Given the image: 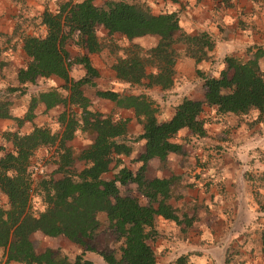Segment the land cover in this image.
I'll return each instance as SVG.
<instances>
[{
  "label": "trees",
  "instance_id": "trees-1",
  "mask_svg": "<svg viewBox=\"0 0 264 264\" xmlns=\"http://www.w3.org/2000/svg\"><path fill=\"white\" fill-rule=\"evenodd\" d=\"M54 1L56 7L46 6L41 12L17 20L14 34L26 20L37 30L20 32L26 58L16 71L17 85H7L8 92L3 95L15 89L23 93L24 86L42 77L56 75L63 83L31 93L22 116L15 114L11 102L0 95V118H8L17 126L0 134V191L7 197V205L0 204V247L5 262L97 264L84 256L85 251H95L109 264H158V254L150 238L157 234L159 216L173 220L182 232L194 217L182 200L194 179H183L169 166V155L183 150L182 142L172 140V136L183 127L195 136H204L205 121L213 118L208 106L216 115L212 121H223L221 128L226 131L239 125L241 120L248 127L264 122V63L261 61L262 58L264 61V44L249 45L245 56L224 55L225 66L217 76L196 69L204 77L203 97L183 96L174 105L172 114L160 119L158 103L147 91H120L99 86L95 81L100 71L91 54L103 48L97 26L102 25L110 34L121 33L129 40L146 34L158 36L156 43L146 48L137 43L122 45L110 65L123 83L155 85L163 91L174 85L178 57L191 56L195 61L210 58L209 51L215 45L212 35L204 29L187 32L180 26L178 10L154 12L146 1L103 0L101 4L94 0ZM218 28L223 36L232 29L221 23ZM71 35H75L80 53H72L67 46ZM73 63L84 68V73L77 78L69 73ZM86 85L92 86L98 97L133 110L135 119L142 125L135 138L143 139L134 162L124 163V157L135 149L127 135L130 117H115L91 108L92 100L84 90ZM41 103L44 110L62 106L56 116L60 130L52 131L37 124L30 130H21L25 120H33L35 107ZM252 111L256 116L250 118ZM77 130L89 132L92 139L75 153L68 141ZM7 142L11 144L9 147ZM263 143L256 144L254 150L264 148ZM47 145L56 148L54 158L60 176L43 173L39 167L33 177L31 157ZM153 158L158 160V166L151 162ZM76 159L86 163L77 169ZM257 166L251 165L246 172L252 186L261 190L264 189V167ZM111 169L115 170L112 176L104 177ZM158 169L167 173L159 174ZM248 181L247 188L251 189ZM128 184L134 186L137 194L121 190L122 185ZM33 194L43 201L42 208L32 204ZM99 212H103L104 219L99 218ZM103 226L114 235L112 248L108 244L103 248L95 246L96 232ZM35 231L64 237L76 244L78 250L73 256L61 245L38 251L32 240ZM252 240L264 260V225ZM247 242L248 239L244 243ZM240 247V244L227 243L224 264H234L244 254ZM190 254V251L182 253L170 264H190Z\"/></svg>",
  "mask_w": 264,
  "mask_h": 264
},
{
  "label": "crops",
  "instance_id": "crops-1",
  "mask_svg": "<svg viewBox=\"0 0 264 264\" xmlns=\"http://www.w3.org/2000/svg\"><path fill=\"white\" fill-rule=\"evenodd\" d=\"M95 3L101 4L103 1L94 0ZM167 10H178L179 12V22L180 26L187 32H195L197 29H204L208 31L214 38L215 45L212 50L209 51V59H201L195 61L191 56H180L175 62V75L179 74L177 70L180 69L178 66L179 63L183 65H189V70L194 72V76L184 77L180 74L175 78L174 75V85L169 90L180 86V91L183 92L179 99L183 96H189L194 98H202L204 92V86L202 87V82H200V75L196 72V69H201L205 74L211 73L214 74L215 69L219 67L220 70L225 66L223 57L226 54H234L237 56H245L246 48L253 44L259 43L264 44V33L260 32L259 22L264 23V0H229V3L223 8L215 6V0H175L167 1ZM186 4L187 9H184L183 5ZM6 5H8L6 7ZM56 7L54 0H6L0 7V86L5 85H17L16 82V71L19 66L23 65L25 60V54L21 47L22 41L20 37V32L26 30L28 32L36 31L37 27L34 25H28L27 21L22 24L16 34H14L15 25L17 20H22L24 16L28 17L38 12H41L45 7ZM235 7V17L232 20L228 19V14L230 10L227 8ZM228 10V12H226ZM186 11L188 16L186 15ZM189 11V13H188ZM192 12V14L190 13ZM205 12V15H208V19H205V16L196 15L197 13ZM196 15V16H194ZM191 17V18H189ZM205 20V21H204ZM214 21V22H212ZM212 22V23H211ZM221 23L225 27L232 28L227 33L226 36L222 35L221 30L218 28V24ZM237 33L245 35L246 38L243 46L242 53H233V51H225L221 56L217 53L216 47L221 42H228L231 40ZM258 36V37H256ZM247 46V47H246ZM11 47V48H10ZM92 56V55H91ZM5 62L1 64V61ZM195 63H193V61ZM205 61L207 64L201 66L197 62ZM261 61L264 63L263 58ZM98 67L99 65L94 62ZM198 65V66H196ZM81 66V65H80ZM218 72V74H219ZM70 73V72H69ZM84 73V68L81 66L79 68L78 76L74 77L71 73L70 75L73 78H77ZM175 80H178L175 82ZM99 85V84H98ZM196 86L199 90V95L194 94L193 89ZM175 98V97H174ZM176 100V102H177ZM163 105L164 113L158 114L160 119L169 117L172 112L174 105L170 107L168 103L170 99L165 101L157 99ZM41 106L44 105L41 103ZM210 109V113L213 114V118H216L214 109ZM15 107L12 110L15 111ZM130 112V118H135L133 110L127 108ZM48 110V109H47ZM13 111V112H14ZM209 110L203 113V116L207 115ZM17 114V113H15ZM115 116H119L115 114ZM124 117V116H123ZM6 119L11 121L8 118H0V121ZM212 120L206 119V134L204 136H195L191 131L183 127L176 134L172 136V140L182 142L183 150L180 154L172 153L169 155V166L172 170L178 173L185 180H193L194 184L187 187L185 195L182 200L187 204V208L190 214H194L193 221L188 229L184 232L180 230V226L177 225L173 220L166 219L162 216H159L157 222V234L153 239H150L151 244L155 248L159 262L158 264H170L178 255L182 253L191 252L189 255L190 264H205L206 262H211L209 254L202 252L204 249L212 248L208 244L200 245L199 250H192V247H188L187 251L182 249L178 253H174V250L178 249L181 244L186 245L191 235H195L199 238V241L206 240V238L211 239L215 237L217 240V246L220 249V264H224V248L227 246V243L232 242L233 236L237 234H242V236L248 239L247 247L240 248L243 250V255L238 259H235L234 264H253L251 262V253L252 249H256V245L251 240V232L255 233V226L252 220V210L243 209V205H250L252 207V201H245L238 196L237 186L238 183L232 181V178L236 179V175L241 173V166L237 161L236 153L242 155L243 148L246 146V143L251 142L253 144H258L260 141H255L252 139H238L235 141L234 146H232L231 152H234L232 159L227 157V152L222 150V146L226 143H221L224 139V135L221 127H223V121L213 122ZM259 124H263V121H259ZM13 122L10 123V125ZM17 128V126H14ZM234 127H244L246 129V135H249V130L253 127H248L245 125V122L241 120L239 125ZM11 128V126H8ZM11 129H14L13 127ZM222 132L223 135H218ZM210 135L215 136L211 141L209 140ZM245 135V136H246ZM212 136V137H213ZM244 136V137H245ZM191 138L197 140L194 142V153H191L188 149ZM217 149H216V148ZM221 149V150H218ZM142 146L138 149L140 151ZM187 152H186V151ZM138 153V152H137ZM123 158V155L121 156ZM124 159V158H123ZM151 162L154 166H158V160L153 158ZM179 169H186L190 172L188 177H183ZM115 170L110 171L111 173L107 176H112ZM159 174L167 173V171L158 169ZM106 173L103 174L104 177ZM243 177V176H242ZM233 182V183H232ZM225 208H229V212H223ZM245 212V213H244ZM243 214H252L248 219L244 220ZM245 222L247 224H245ZM249 222V223H248ZM252 223L253 225H250ZM244 226V227H243ZM43 234L40 231H35L34 233ZM236 234V235H233ZM45 235V234H43ZM48 236V235H45ZM226 236V241L224 244L221 243L222 237ZM178 242V243H177ZM177 243V244H176ZM233 244V243H232ZM229 245V244H228ZM202 249V250H201ZM189 250V251H188ZM95 251H85L84 256L94 260L99 264V258L102 257ZM86 253V254H85ZM94 253L95 256L90 254ZM171 255V257H168ZM0 259L1 264H22L20 262L10 261L5 262V257L3 255V249L0 247ZM103 259V258H102ZM101 259V260H102ZM241 259V260H239ZM104 260V259H103ZM104 264H109L105 260ZM216 262V261H215ZM259 264H264L260 262Z\"/></svg>",
  "mask_w": 264,
  "mask_h": 264
},
{
  "label": "rangeland",
  "instance_id": "rangeland-1",
  "mask_svg": "<svg viewBox=\"0 0 264 264\" xmlns=\"http://www.w3.org/2000/svg\"><path fill=\"white\" fill-rule=\"evenodd\" d=\"M37 1V0H36ZM97 1H103V0H97ZM134 1V0H133ZM139 1H146L153 9L154 12H159V11H163V10H167L169 7H167V1H175V0H139ZM216 5L215 6H219V7H224L225 5H227V3H229V0H215ZM6 3V0H0V7ZM167 4V5H166ZM230 4V3H229ZM8 5H6L7 7ZM184 9H187L186 4L183 5ZM231 7V6H229ZM235 8V7H234ZM233 7L231 8H227L228 10H230V14L227 13L228 19L232 20V18L235 17V9ZM228 10H226V12H228ZM189 13V11H188ZM190 13L192 14V12L190 11ZM186 15L187 11H186ZM196 15H202L205 16V19H208V15H205V12L202 13H197ZM194 15V16H196ZM191 18V17H189ZM192 19V18H191ZM205 21V20H204ZM214 22V21H212ZM211 22V23H212ZM260 32L264 33V23L259 22V27ZM96 32L97 35L99 36V38L102 41L103 44V48L102 50L92 53V58L93 61L95 63H97L99 66V71L100 74L98 76L95 77V81L99 84V86H111L113 88H116L120 91H126V92H139L141 90L143 91H147L148 93H150V95L152 97H154L157 101V99H161L163 101H165L166 99H170V102L168 103V105L170 107H172L174 105V103L176 102V100L179 98V96H181L183 94V92L180 91V86L173 88L171 91H163L160 90V88L158 86L152 85L150 87H145L143 84H135L130 86L127 83H123L121 81H119L116 76L114 75V71L111 68V63L114 61L115 57H116V52H120V47L123 45H128L130 43H137L140 44L141 46L149 47L152 46L156 43L158 36L155 35H142V36H136L133 37L132 39H127L124 35H122L121 33H108L107 30L102 26V25H98L96 28ZM245 35H242L240 33H237L233 38H231V40H228V42H221L219 43V45L216 47V55L217 53L221 56L225 51L231 50L233 51V53H242L243 51V44L246 40V38L244 37ZM258 37V36H256ZM67 46L70 48L72 53H78L80 50L75 42V35H71L68 40H67ZM247 47V46H246ZM80 53V52H79ZM193 63H195L194 60H192ZM197 64H200L201 66H205L207 63L205 61H200L197 62ZM222 64H220L221 66ZM178 66L180 67L179 70H177V72H180V76H182V78L184 77H191L194 76V72H191L189 69V65H183L181 63L178 64ZM198 66V65H196ZM219 66V67H220ZM219 67L218 69L216 68L214 71V74H212L213 76H217L218 72H219ZM79 68H81V66L79 64L73 63L70 64L69 66V72L74 76H78L79 74ZM176 74L175 78L179 75ZM196 74V72H195ZM209 75H211V73H207ZM72 77V76H71ZM178 80H175V82H177ZM204 81V77L203 75H200V82L203 83ZM63 83V79L60 78L59 76L56 75H52L49 77H42V78H38L36 80V82L34 83H30L27 86H24L23 91L25 90V92L21 93V91H19V89H15L14 91L12 90V92H9V95H3L4 92H8L7 89V85L5 86H0V95H2V98H6L8 99L11 103L12 107H15V111L14 113H17V115L22 116L25 112V110L28 107L29 104V99L31 96V93H35L36 91L40 90V89H46L49 88L51 86H60V84ZM203 87V84H202ZM61 91L63 93L66 92L65 89L60 88ZM84 90L89 94L91 101V108L93 109H99L100 111H102L105 114H113L115 116V114L119 115V116H124V117H129L130 116V111L127 108H123V107H119L117 105H115V103L107 98H101L98 97L93 90V87L90 85H86ZM194 94L199 95V90L196 86H194L193 89ZM175 97V98H174ZM179 100H177V102H179ZM176 102V103H177ZM158 103V114H162L164 113V109H163V105L161 104L160 101H157ZM62 108V106H58V107H53L50 108L48 110H44L43 106H41L40 104H38L35 107V115L33 120H25L21 130H30L31 127L34 124L37 125H45L47 127H49L52 131H59L61 128L60 123L57 121L56 116L58 114V112L60 111V109ZM131 109V108H130ZM174 109V108H173ZM256 116L255 111L251 112V117ZM116 117V116H115ZM131 117V116H130ZM263 119H264V115H263ZM12 121H8L6 119H3L0 121V134L3 130L7 129L8 126H11V128H15L13 124L10 125ZM264 123L263 124H259L257 123L256 126H254L253 128H251L249 130L250 134L246 135V129L244 127H231L229 128L227 131L226 130H222V132H220L218 135H223L222 137L224 138L222 140L221 143H226L224 145L219 144L220 146H222V150L227 152V157L229 159H232V156L234 155V152H231V150L233 149L232 146H234L235 141L238 139H252L255 141H262L264 142ZM257 128L259 130H257ZM142 130V125L139 121H137L135 118H130V120L128 121V131H127V135L130 137L131 140H133L132 144L135 147V149L133 150V153L130 154L127 157H124V162L129 163V160H131L132 162H134V157L136 156L138 149L142 146V141L143 139H139V138H135L138 136V134L141 132ZM246 135V136H245ZM210 135L209 140L211 141L215 136ZM245 136V137H244ZM92 139V135L89 132H84L81 130H77L74 137L68 141V143L72 146V149L75 153H78L80 150H82ZM136 139V140H134ZM197 140H193L191 138V142L190 145L188 147L189 151L191 153H194V149H196V147L194 146V142H196ZM264 144V143H263ZM8 147L11 145L10 143L7 142L6 144ZM256 144H253L251 142L246 143V146L243 148L242 151V155L236 153V157H237V161L239 162L240 166H241V173L239 175H236V179L232 178V181L238 183L237 186V192H238V196L241 197L245 203H247L248 201H252V207H250V205L246 204L243 205V209L245 210H252V214H254V216H252V221L254 223H256V231H258L263 225H264V189L261 190H256L257 188L253 187L250 183V181H248V177H247V169L249 167H251V165L253 164H257L259 168H263L264 167V148H260L259 151H255L254 147ZM257 146V145H256ZM216 148V147H215ZM217 149V148H216ZM218 150H221L218 148ZM186 151V150H185ZM187 152V151H186ZM54 154H56V148L54 145H47L46 148L44 147L41 152L37 155H33V157H31V164L33 165L32 169H33V177L35 175H37V169L39 167L43 168V173H47L48 175L54 176V177H58L60 176V172L57 170V163L56 160L54 158ZM86 162L84 160H80V159H76L74 162V167L79 169L81 167L84 166ZM130 164V163H129ZM114 169H111L110 171H112ZM107 172L105 175L106 177L111 173V172ZM180 172V174L183 177H188L190 175V172L186 169H179L178 170ZM243 176V177H242ZM247 181L249 183V187L247 188ZM233 183V182H232ZM133 185L132 184H128V185H122L121 186V190L123 192H133L135 194H137L135 191H133ZM140 200L143 201V198L140 196ZM249 203V202H248ZM262 203V204H261ZM0 204H2L3 206L7 205V197L6 195L0 191ZM32 204L35 206V208H42L44 206L43 201L41 200V198L37 195V194H33L32 197ZM43 204V205H42ZM260 210V211H259ZM245 213V212H244ZM252 214H243L244 215V220L248 219ZM103 212H99L98 216L100 219H104L103 216ZM258 215V216H257ZM260 215V216H259ZM257 217V218H256ZM256 218V219H255ZM262 219L261 220H259ZM259 220V221H257ZM249 223V222H248ZM245 224H247L245 222ZM250 225H253L252 223H250ZM244 227V226H243ZM236 235V234H233ZM255 236V233L251 232V240L252 237ZM155 237L152 236L150 239H153ZM96 242L97 244L95 246H97L98 248H103L104 245L109 246V248H112L113 244H114V235L105 228V226H103L102 228H99L96 232ZM206 240H201L199 241V238L195 235H191L190 239L188 240L189 242H187L186 245L181 244L179 246L178 249L174 250V253H178L180 252V250L184 249L187 251L188 247H192V250H199L200 245H204V244H208L210 246H212V248L209 249H204L202 250V252H206L209 254V258L211 259V262H206L205 264H220V249L217 246V240L215 239V237H211V239L206 238ZM32 240L34 243V246L36 248V250L40 251L43 248L50 246V247H54L57 245H61L62 248H64L65 252L68 253L70 256H73L76 251L78 250L77 245L70 242L68 239L64 238V237H52V236H45L43 234H39L34 233L32 234ZM226 241V236L222 237L221 239V243L224 244ZM232 243L237 246L240 244V248H243L244 246L247 247V244H245L244 242L247 241V238L245 239L242 234H237L236 236H233V239H231ZM253 242V240H252ZM178 243V242H177ZM176 243V244H177ZM242 243V244H241ZM252 253L250 255L251 257V262H253V264H259L260 262H263V257L260 254V252L257 250V248L252 249ZM189 251V250H188ZM95 253V252H94ZM92 253L90 255L95 256V254ZM86 254V253H85ZM98 257L97 255L95 256V258ZM168 257H171V255H169ZM102 259V258H101ZM99 258V264H104V260H101ZM216 261V262H215ZM0 264H1V259H0ZM98 264V263H97ZM165 264V263H163Z\"/></svg>",
  "mask_w": 264,
  "mask_h": 264
}]
</instances>
